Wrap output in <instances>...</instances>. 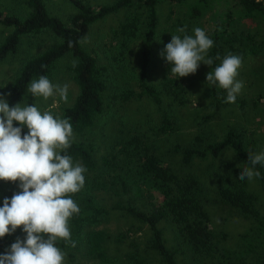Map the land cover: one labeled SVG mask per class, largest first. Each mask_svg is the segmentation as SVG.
Instances as JSON below:
<instances>
[{"label": "trees", "instance_id": "1", "mask_svg": "<svg viewBox=\"0 0 264 264\" xmlns=\"http://www.w3.org/2000/svg\"><path fill=\"white\" fill-rule=\"evenodd\" d=\"M67 1L75 11L66 21L52 14L44 0H17L20 10L24 12L17 8L8 11L0 8V25L8 30L0 38V60L14 54L24 37L33 38L48 31L56 41L21 61L8 92L9 104L21 103L30 81L41 75L50 78L56 61L69 53L73 61L68 69L78 91L73 101L63 106L59 115H54L69 119L73 133L81 134L95 123L103 112V97L109 88L112 91L111 98L115 101L149 96L159 115L155 131H173L176 127L174 104L185 102L182 80L170 74L172 65L162 52L160 61L166 72L161 86L150 83L149 75L155 66L157 40L162 43L159 51H164L174 35L172 31L180 28L182 21L177 19L169 22V28L159 35L158 4L162 0H111L98 4L86 0ZM120 10H124L123 18L113 29L111 38L100 47L108 60L105 63L100 61L99 48L89 50L82 41L93 24ZM205 13L208 17L204 20L212 22L209 27L200 22ZM186 15L199 27H204L214 42L207 53V57L213 59V64L208 65V73L226 55L234 54L238 47L249 54L264 48V26L259 33L238 32L235 26L236 22L245 18H259L264 24V0H189ZM179 35L183 36L182 33ZM135 40H140L139 60L136 68L129 69L127 53ZM217 56L220 59H216ZM207 94L212 100L211 105L217 110L229 104L240 109L246 105V99L238 95L235 103H226L227 91L218 84H208ZM163 95L169 96L171 100L164 104ZM213 114L209 113L206 118ZM14 126L20 127L18 122H14ZM27 132L28 129L24 127L23 133ZM172 149L180 152L179 169H174L156 151L155 145L137 132L121 133L111 143L108 154L101 156L100 163L94 157L92 144L72 140L71 147L62 154L70 155L74 163L79 162L87 171L84 174V187L78 193L71 194L80 208L79 214H74L69 220L71 240H58L57 246L72 247V242H75V246L82 244L85 252L95 259L94 264H121L123 261L129 264H264V216L257 206V195L247 187V179H239L242 168L228 161L218 173L219 200L235 208L242 216L251 218L254 224L240 235L235 248L218 244L225 233H218L212 228L202 201V182L188 169L196 157H217L231 149L235 158L245 167H254L260 173L257 179L264 186V163L253 166L248 160L249 153L258 154L256 141L245 138L244 132L237 128L229 127L218 140L206 141L203 133H199L193 137L192 145L176 144ZM14 185L15 188L5 198L10 199L14 193L21 191L18 181ZM98 191H109L113 198L109 207L100 202ZM130 191L139 198H150L151 207L140 208L131 198L124 197ZM2 206L3 201L0 204ZM113 209L148 226L147 248L155 252L156 261L142 255L134 240L130 241L131 247L121 260L108 253L110 234L99 225ZM163 220L175 225L180 241L184 242L189 252L188 258L178 260L177 249L166 243L160 226ZM17 238L26 239V233L17 229L0 238V255L5 254ZM117 238H124V233L120 232Z\"/></svg>", "mask_w": 264, "mask_h": 264}, {"label": "rangeland", "instance_id": "2", "mask_svg": "<svg viewBox=\"0 0 264 264\" xmlns=\"http://www.w3.org/2000/svg\"><path fill=\"white\" fill-rule=\"evenodd\" d=\"M44 1L52 14L65 21L75 11L67 0ZM86 1L92 4H98L111 0ZM16 2L17 0H0V8L4 11H8V9L15 10L17 8L19 11L24 12L25 10H20V6ZM187 2L189 0L184 2L162 0L159 2V35H161L165 28H169V22L177 19L182 21L181 27L186 26V34L192 35L193 29L199 27L197 22H193L186 15ZM123 15L124 10L109 14L104 19L93 24L84 37L82 43L86 48L89 50L99 48L97 51L99 52L100 61L108 62L100 47L102 48L103 43L111 38L113 29L117 27ZM207 17L208 14L205 13L200 19L201 25L206 24L204 25L205 27H209L212 23L204 20ZM235 26L238 32L249 31L254 33L258 31L259 33L264 24L259 18H245L236 22ZM203 29L205 30L204 27ZM7 31L6 28L0 25V38ZM172 32L179 35L177 29ZM54 41L55 39L48 31H44L33 38L24 37L20 48L14 54H10L5 59L0 60V95H3L7 100L13 77L21 61L29 54L45 49L50 44H53ZM139 43L140 40L133 41L131 49L127 53L129 69L137 67ZM160 44L162 43L157 40L155 45V66L149 75V82L158 87L161 86L163 74L166 72L160 61L161 52H163L159 51ZM234 55L242 58V65L236 77L238 81L243 82V87L237 94L246 99V105L242 109L234 104H229L217 110L211 105L212 100L207 94L208 84L206 75L208 74V65L201 62L195 74L180 77L182 85L185 88V102L182 104H174L176 127L173 131L169 133L155 131V127L159 122V115L155 103L149 96H135L128 101H115L111 98L112 91L109 88L103 97L104 106L102 114L83 133H73L72 140L92 144L94 157L100 163L101 156L108 154L111 143L121 133L137 132L149 143L154 144L156 151L174 169H179L180 152L172 149L174 145H192L193 137L199 133H203L206 141L218 140L224 135L227 128L235 127L239 131L244 132L245 138H252L256 141L258 154L264 152V48L254 54H249L246 50L240 51L238 47ZM72 61L73 58L69 53L61 56L56 61L52 71L53 74L49 78L53 84H59L61 86L68 85L67 102L61 100L59 95L45 100L43 97L35 98L26 91L21 103H27L29 106L36 104L41 112L50 110L53 114L59 115L62 107L69 105L78 91L77 85L71 78V72L68 69ZM132 84L136 90H139L137 85ZM170 100L171 98L169 96L163 95L164 104ZM209 113L214 114L206 118ZM228 161L235 163V165L242 169L245 168L235 158L232 150L227 149L217 157L207 155L203 158H194L188 169L195 173L202 182L204 188L202 201L209 214L212 228L218 233H225V237L219 239L218 244L222 247L235 248L239 243L240 235L254 224L251 218L242 216L235 208L220 201L218 198V173L224 169V163ZM247 187L257 195V206L264 216V186L261 185L257 177H254L252 180L247 179ZM13 188H15L14 183L0 180V204L6 194ZM97 194L100 202L106 207H109L113 199L109 191H98ZM124 197L131 198L133 203L140 208L148 209L151 207L149 203L150 198H139L133 191L125 194ZM157 200L158 198L155 199V201ZM160 226L163 230L166 243L171 248L177 249L176 256L178 260L183 257L188 258L189 252L184 242L180 241L175 225L168 220H163ZM99 227L105 228L110 234L107 241L109 254L117 256L121 260L125 252L131 247L130 241L134 240L138 244L142 255L156 261L157 255H155V252H150L151 250L147 248L149 229L145 223L136 220L120 210L113 209L109 212L106 219L101 222ZM18 230L23 231L22 227L18 228ZM120 232L124 233V238L118 239L117 236ZM60 249L66 253L64 264L95 263V259L89 253L85 252L82 244ZM121 264L129 263L123 261Z\"/></svg>", "mask_w": 264, "mask_h": 264}, {"label": "clouds", "instance_id": "3", "mask_svg": "<svg viewBox=\"0 0 264 264\" xmlns=\"http://www.w3.org/2000/svg\"><path fill=\"white\" fill-rule=\"evenodd\" d=\"M177 32L185 34L172 35L162 52L172 65L171 75L186 77L195 74L201 62L213 64L207 53L214 42L204 29L195 27L194 34L189 35L185 26ZM241 65L242 58L230 53L206 75L207 84H218L227 91L226 103H235L243 87V82L236 79ZM27 92L45 100L56 95L64 102L68 99V85L53 84L45 75L30 81ZM14 122L20 127L14 126ZM25 126L27 134L23 133ZM72 139L69 119L55 116L50 110L41 112L36 104L10 105L0 95V180L18 181L21 189L3 200L0 238L21 227L26 233V239L17 238L0 255V264H64L66 253L57 241L71 240L69 220L80 212L71 194L84 187L87 171L79 162L74 163L70 155L62 154L71 147ZM248 160L253 166L264 163V152L249 153ZM259 175L254 167H245L239 179L252 180Z\"/></svg>", "mask_w": 264, "mask_h": 264}]
</instances>
